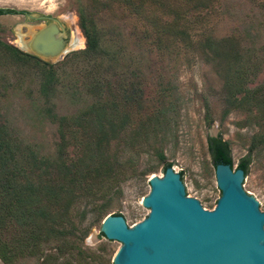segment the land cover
I'll return each instance as SVG.
<instances>
[{
  "label": "trees",
  "instance_id": "16d2710c",
  "mask_svg": "<svg viewBox=\"0 0 264 264\" xmlns=\"http://www.w3.org/2000/svg\"><path fill=\"white\" fill-rule=\"evenodd\" d=\"M219 4L220 0H88L87 5L78 7L86 47L68 55L62 67L72 69L70 78H81L90 103L76 115L59 119L54 154L41 155L38 147L25 143L5 121L0 106L2 264L30 259L35 264H112L114 253L108 249V240L88 245L87 237L121 194L122 183L131 178L146 180L157 170L151 167L139 171L141 155L153 152L165 161V142L171 134L175 104L165 95L147 101L140 69L132 64L127 65L131 71H124L131 76L124 80L130 81H123L114 90L105 76L117 73L123 48L102 46L95 16L118 8L144 23L146 38L152 32L187 38L182 27L189 21L187 17L196 19ZM7 14L17 12L0 9V16ZM193 47L206 61L217 63L227 94L224 101L230 104L231 98L246 92L257 107H264L259 89H243L244 69L256 65L237 38L217 40L203 35ZM0 58L26 67L25 72L31 75L26 82L37 86L35 97L31 86L25 89L35 105L47 106L56 97L57 79L52 65L1 42ZM81 95L80 91L77 98ZM4 97L0 93V102ZM149 102L153 104L150 110ZM45 113L51 114L49 109ZM261 138L264 144V134ZM207 149L214 167L221 163L233 167L229 147L219 136H207ZM249 162L250 158H245L237 167L245 177ZM169 166H163V174ZM179 174L183 180V173ZM79 203L86 208L76 212ZM87 213L92 214L88 220ZM102 238L99 233V241Z\"/></svg>",
  "mask_w": 264,
  "mask_h": 264
},
{
  "label": "rangeland",
  "instance_id": "374dc122",
  "mask_svg": "<svg viewBox=\"0 0 264 264\" xmlns=\"http://www.w3.org/2000/svg\"><path fill=\"white\" fill-rule=\"evenodd\" d=\"M87 1L0 0V9L17 12L0 16V42L5 45L17 50L23 48L21 40H29L30 33L45 25L39 19L43 16L57 19L67 32L66 47L71 48L69 52L50 63L40 59L52 65L56 72L57 94L47 106L35 105L26 92L25 89L31 86L35 91L34 97L38 95L36 84L26 82V78L31 76L25 72L26 67L11 59L0 58V78L3 80L0 81V93L5 95L0 102L1 113L21 139L38 147L41 155L54 154L59 140V119L76 115L86 103H90L81 78H70L69 75L74 73L72 69L62 67L68 55L86 47L77 9L87 5ZM21 12L36 19L25 17ZM187 18L189 21L182 25L187 38L161 33L157 36L154 32L147 33L146 38L144 23L126 11L113 8L95 16L102 46L112 47L113 44L123 48L124 57L120 60L117 73L105 76L114 90L123 81H130L124 80L131 77L124 71L127 65L132 64L133 68L137 66L140 69L147 101L165 95L175 104L171 114V134L165 142V161L161 162L153 152L141 155L137 164L139 171L151 167L157 170L146 180L131 178L122 183L121 194L102 216L120 213L129 227L147 217L149 210L142 207L140 201L149 194L148 178L162 177L166 164H170L175 172L183 173L182 182L187 196L197 199L206 210L215 208L220 192L207 149V136H219L227 143L234 169L241 160L250 158L242 187L245 193L259 202L260 211H264V144L261 138L264 134V107H257L246 92L231 98L230 104L224 101V81L217 63L206 61L193 47L203 35L217 40L237 38L243 52L252 57L250 60L256 65L253 69H244L243 89H259V98L264 101V0H220L219 6L211 11L203 12L196 19ZM127 69L132 70L130 67ZM80 91L82 95L77 98ZM147 107L150 110L153 104L149 102ZM46 109L50 110V115L45 113ZM85 208L79 203L76 212ZM87 209L90 210V207ZM90 217L92 214L87 213L86 219ZM101 223L92 229L97 237ZM105 241L102 238L88 245ZM107 242L108 249L115 254L120 243ZM17 264H35V261L19 260Z\"/></svg>",
  "mask_w": 264,
  "mask_h": 264
},
{
  "label": "water",
  "instance_id": "95a60500",
  "mask_svg": "<svg viewBox=\"0 0 264 264\" xmlns=\"http://www.w3.org/2000/svg\"><path fill=\"white\" fill-rule=\"evenodd\" d=\"M32 19H36L31 17ZM30 33L21 52L54 62L69 52L67 32L52 17ZM220 192L206 210L186 195L181 176L169 166L162 177L148 178L149 194L140 205L147 217L129 227L120 213L106 216L100 233L120 243L112 264H264V211L243 190L245 172L228 164L214 167ZM91 231L86 243L98 242Z\"/></svg>",
  "mask_w": 264,
  "mask_h": 264
},
{
  "label": "flooded vegetation",
  "instance_id": "af4514ba",
  "mask_svg": "<svg viewBox=\"0 0 264 264\" xmlns=\"http://www.w3.org/2000/svg\"><path fill=\"white\" fill-rule=\"evenodd\" d=\"M21 15H24L25 17H29V18H31V16L28 14V13H25V12H21L20 13ZM32 19V18H31ZM42 22H44L45 23V25L46 24H48V23H50V20H45V19H40ZM68 40V39H67ZM24 41L23 40H21V43H23Z\"/></svg>",
  "mask_w": 264,
  "mask_h": 264
},
{
  "label": "bare ground",
  "instance_id": "6f19581e",
  "mask_svg": "<svg viewBox=\"0 0 264 264\" xmlns=\"http://www.w3.org/2000/svg\"><path fill=\"white\" fill-rule=\"evenodd\" d=\"M26 43L23 42V48H21L22 50L26 51L27 48H26ZM75 44V43H74ZM22 47V46H21ZM72 47H75V45H73ZM71 48L69 47L68 50H70Z\"/></svg>",
  "mask_w": 264,
  "mask_h": 264
}]
</instances>
